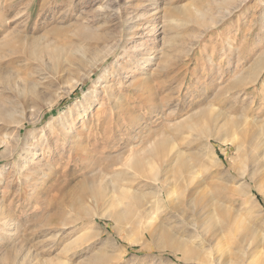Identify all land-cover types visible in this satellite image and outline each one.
Segmentation results:
<instances>
[{
	"label": "rangeland",
	"instance_id": "374dc122",
	"mask_svg": "<svg viewBox=\"0 0 264 264\" xmlns=\"http://www.w3.org/2000/svg\"><path fill=\"white\" fill-rule=\"evenodd\" d=\"M11 35L47 50L0 52L14 71L0 106L26 119L0 124V264H264V183L239 178L230 141L264 126V0H0V42ZM178 152L200 163L176 183ZM122 189L152 214L117 233L105 215Z\"/></svg>",
	"mask_w": 264,
	"mask_h": 264
},
{
	"label": "bare ground",
	"instance_id": "6f19581e",
	"mask_svg": "<svg viewBox=\"0 0 264 264\" xmlns=\"http://www.w3.org/2000/svg\"><path fill=\"white\" fill-rule=\"evenodd\" d=\"M128 8V7H127ZM158 8V6L154 7L152 9V14L151 17L148 18V16H146L145 14L142 15L143 18L142 19H147L145 22H143V25L147 22H149V25L147 26V28H150L149 31H153L154 30V25L153 23H150L151 21H153L154 19V14H156V9ZM172 12V11H171ZM126 16H124L126 19V17L128 16V12L126 10ZM168 13V12H166ZM200 13V12H199ZM198 13V14H199ZM170 14V13H169ZM167 14L166 16V20H171L172 17ZM130 15V14H129ZM205 15V13H204ZM199 18V17H198ZM202 20V18H199ZM199 21V20H198ZM200 22V21H199ZM216 22V21H215ZM127 23L125 26L126 28H130L131 30L129 31L130 34V39L135 38L138 36V33L135 32V30L137 29V24L135 23V19L134 18H128L127 21L125 22ZM130 23H134L132 25H129ZM170 23V22H169ZM172 23V22H171ZM205 23V22H204ZM213 23V22H212ZM210 24V23H209ZM208 24V25H209ZM202 25V24H201ZM214 25V24H213ZM203 26V25H202ZM205 26V25H204ZM11 34V33H10ZM42 40V39H41ZM3 41V40H2ZM1 41V42H2ZM43 41V40H42ZM0 42V43H1ZM26 45H28V47H26ZM144 49V47H143ZM7 50L9 53L13 54V52H22V51H26V55L35 58L39 53H42V51L47 50L46 46L43 45L40 41V38H35V37H23L20 35H16L13 36L11 35V37H7L6 39L2 42V44H0V52ZM50 51V50H49ZM79 52V51H78ZM105 56V55H104ZM1 57V56H0ZM3 57V56H2ZM261 57V55H260ZM38 58V57H37ZM149 55H146L143 57L144 61H148L149 60ZM2 58H0L1 60ZM99 59V58H98ZM263 60V58H260L256 63L252 64L251 68L254 72L258 67L260 68V63ZM101 61V60H100ZM96 62H98L97 59L93 60V64L92 66H95ZM260 62V63H259ZM91 66V68H92ZM264 66V65H263ZM262 68V67H261ZM264 69V68H263ZM258 70V69H257ZM262 70V69H261ZM91 71V70H90ZM88 72H86L85 74H87ZM250 72H248L249 75ZM13 74L14 71L8 70L7 68H2L0 67V82H4L6 79H11V76L13 78ZM247 75V76H248ZM240 77V76H239ZM250 77V76H248ZM246 78V77H245ZM251 78V77H250ZM259 78V77H258ZM257 79V78H256ZM236 80V79H235ZM249 80V79H248ZM253 80V78H252ZM53 81V80H52ZM79 81L78 79L75 80V83ZM238 82H241V80H239ZM52 84V83H51ZM236 86V85H235ZM50 89V87H49ZM26 92H22V98L24 101H28L29 99H32V97H34L31 94L37 95L38 91H34L33 92V88L31 89H24ZM230 92V91H229ZM49 94V93H48ZM30 95V96H29ZM47 96V95H46ZM25 103V102H24ZM23 103V104H24ZM26 105V104H25ZM17 107V106H16ZM15 106H12V104H6V105H1L0 106V124H3L5 122H9V121H14L17 122V126H25L26 123V119L22 118L19 120H14V115L17 112ZM20 107V106H18ZM207 111V110H206ZM86 112V111H85ZM209 112V111H208ZM211 112V111H210ZM18 113V112H17ZM24 115V114H23ZM22 116V115H21ZM234 119V118H233ZM245 119V118H244ZM255 119V118H254ZM210 120V119H209ZM248 120V119H247ZM246 121H243L245 124L247 123ZM262 120V119H261ZM240 122V121H239ZM241 124V123H240ZM256 124V123H255ZM264 125V124H263ZM3 126V125H2ZM240 127V126H239ZM264 126H259L258 130L256 131H248L246 129H244L245 131H239L238 132V136H233L232 138H230L231 143L234 145V148L237 152V156L239 157L240 160V170L238 169L237 172L239 173V178H245V180L248 178L249 180L247 181V186L250 188L251 187V183L254 184V186L260 187L259 182H263L264 183ZM201 134H203V137L205 138V141L210 142L209 140L211 138L213 139H218L217 137H212V133L208 128H204L202 129V131H199ZM235 132V131H234ZM4 135V134H3ZM11 135V134H10ZM234 135V134H232ZM237 135V134H236ZM202 136V135H201ZM67 137V133H65V138ZM196 137V136H195ZM199 137V136H198ZM237 139V140H235ZM42 141L44 139H41ZM221 141V140H220ZM25 142V141H24ZM2 143L8 144V141L3 140ZM33 146H31V148L25 149V153H26V157L30 156L33 154V150L34 148H32ZM175 152V151H174ZM183 153V151H182ZM182 153L178 152L177 157L174 158L175 161V166L169 168V170L167 172H171L170 176L171 179L173 181H175L176 183L183 180V174L187 173L188 175H191L192 172H194V168H196L195 166L197 165V162L200 163L199 159L200 157L198 156L197 152H192L190 153L188 158H185L182 156ZM176 155V154H175ZM117 164V163H116ZM25 166V165H24ZM198 167V166H197ZM230 168L232 169L231 171L233 172L235 165L234 164H230ZM249 169L251 170V173L248 174ZM120 172V171H119ZM166 173V172H165ZM195 173V172H194ZM259 173V174H257ZM185 175V174H184ZM193 175V174H192ZM258 175V177L256 178V176ZM169 174L160 181V184L162 183V186H158L155 190L154 193L156 194V197L159 198V200H162L163 196L166 194H170V187L168 189V187H164V185L168 184L170 182V180L168 179ZM246 176V177H245ZM116 178V177H115ZM93 179V178H92ZM94 180V179H93ZM139 180V179H138ZM184 181V180H183ZM186 181V180H185ZM184 181V182H185ZM98 182V181H97ZM107 182V181H106ZM165 183V184H164ZM96 184V183H95ZM103 184V182H102ZM155 184V183H154ZM99 185V184H98ZM156 186V185H155ZM113 189V185L111 187ZM115 188V187H114ZM124 189V187H122ZM126 188V187H125ZM139 188V187H138ZM88 191L90 193V197L92 199H96L98 198L99 194L96 191V189H100L99 187H95V185L90 184L88 185ZM120 190L119 196L115 197L113 196V198H109L108 199V209L106 211V217H108L109 219H111L114 223V230H116L117 233H119V231L121 230V228L123 229V226L125 227V225H130L133 227H138L139 224L143 223V221L148 220V218L151 217L152 211L149 209L147 202L143 201V195L142 194H138L139 192H137V194L131 193L130 195H127L125 193V190L123 191ZM128 189V188H127ZM126 189V190H127ZM109 191V190H108ZM113 192V190H112ZM130 191H128L129 193ZM136 192V191H135ZM105 193V192H104ZM116 193V191H115ZM153 193V191H152ZM127 196H126V195ZM149 194V193H148ZM102 195V194H101ZM106 195V194H105ZM104 195V196H105ZM114 195V193H113ZM116 195V194H115ZM152 195V194H151ZM103 196V197H104ZM155 197V195H154ZM90 198V199H91ZM106 198V197H105ZM129 199L131 201L127 202H123V199ZM145 198V197H144ZM157 198V199H158ZM88 199V198H87ZM86 199V200H87ZM101 200V199H100ZM94 201V200H92ZM104 201V200H103ZM158 201V200H157ZM78 208L82 209L83 203H84V198H80L78 201ZM131 202V203H130ZM151 202V201H150ZM153 202V201H152ZM155 202V201H154ZM107 203V202H106ZM209 204V203H208ZM152 205V204H151ZM150 205V206H151ZM157 206V205H156ZM155 207V206H154ZM153 208V207H152ZM1 210V209H0ZM2 211V210H1ZM58 215V214H57ZM61 215V214H60ZM59 215V216H60ZM84 215V214H83ZM91 215V214H90ZM2 218V217H1ZM64 218V217H63ZM238 218V217H237ZM240 219V218H239ZM48 223H51L52 220H54L53 217H49V219L47 218ZM235 220V219H234ZM44 221V220H43ZM88 221V220H87ZM47 222V221H46ZM58 223H60L58 221ZM63 225H66L65 223H62ZM74 224V223H73ZM82 224V223H81ZM60 225V224H59ZM62 225V226H63ZM67 226V225H66ZM65 227V226H64ZM66 228V227H65ZM146 228V226L144 227ZM49 229V228H48ZM22 235V234H21ZM90 237V236H89ZM166 237V236H165ZM164 240V239H163ZM159 241V240H158ZM163 242V241H162ZM32 243V242H31ZM161 244V243H160ZM164 244V243H163ZM37 245V244H36ZM105 245V244H104ZM107 246V244H106ZM17 250V249H16ZM21 250V249H20ZM66 250V248H65ZM28 252V251H27ZM17 255V254H16ZM102 256V255H101ZM104 256V255H103ZM94 259V258H92ZM93 261V260H92Z\"/></svg>",
	"mask_w": 264,
	"mask_h": 264
}]
</instances>
